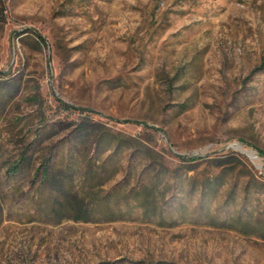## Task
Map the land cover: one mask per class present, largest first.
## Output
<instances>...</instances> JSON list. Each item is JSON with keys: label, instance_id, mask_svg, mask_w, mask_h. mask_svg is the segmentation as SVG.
<instances>
[{"label": "rangeland", "instance_id": "rangeland-1", "mask_svg": "<svg viewBox=\"0 0 264 264\" xmlns=\"http://www.w3.org/2000/svg\"><path fill=\"white\" fill-rule=\"evenodd\" d=\"M0 264H264V0H0Z\"/></svg>", "mask_w": 264, "mask_h": 264}, {"label": "trees", "instance_id": "trees-1", "mask_svg": "<svg viewBox=\"0 0 264 264\" xmlns=\"http://www.w3.org/2000/svg\"><path fill=\"white\" fill-rule=\"evenodd\" d=\"M40 37V36H39ZM41 41H43V39L40 37ZM152 195V193L148 190L144 191V195L142 196L143 200H145L144 202H149V197ZM147 205V204H145Z\"/></svg>", "mask_w": 264, "mask_h": 264}, {"label": "bare ground", "instance_id": "bare-ground-1", "mask_svg": "<svg viewBox=\"0 0 264 264\" xmlns=\"http://www.w3.org/2000/svg\"><path fill=\"white\" fill-rule=\"evenodd\" d=\"M244 151V150H243ZM246 151V150H245Z\"/></svg>", "mask_w": 264, "mask_h": 264}]
</instances>
